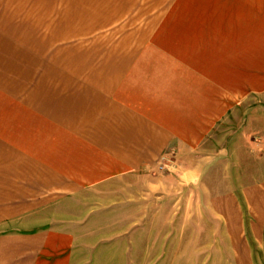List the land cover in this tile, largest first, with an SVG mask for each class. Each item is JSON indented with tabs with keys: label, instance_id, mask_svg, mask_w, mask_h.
I'll return each instance as SVG.
<instances>
[{
	"label": "crops",
	"instance_id": "obj_1",
	"mask_svg": "<svg viewBox=\"0 0 264 264\" xmlns=\"http://www.w3.org/2000/svg\"><path fill=\"white\" fill-rule=\"evenodd\" d=\"M136 217L134 264H264V0H0V264Z\"/></svg>",
	"mask_w": 264,
	"mask_h": 264
},
{
	"label": "rangeland",
	"instance_id": "obj_2",
	"mask_svg": "<svg viewBox=\"0 0 264 264\" xmlns=\"http://www.w3.org/2000/svg\"><path fill=\"white\" fill-rule=\"evenodd\" d=\"M197 156L199 154H196ZM169 158V159H168ZM166 157L162 160V171L160 176H168L171 173L174 174L176 177V170L177 165L175 163L177 162V157L174 156L172 159L175 161L172 162L171 157ZM181 162H178L179 165ZM168 165L169 167H166ZM172 168L175 169V171H172ZM166 186H164L165 188ZM166 190V189H164ZM184 193V192H182ZM169 196L166 197L162 201V208H169L170 207V200ZM138 218H134L128 223L124 224V230L123 232L118 235L117 237L110 239V240H101L100 238L106 237L108 234L107 232L101 233L99 239L100 243L98 245L97 253L94 255V258L97 259L95 262L96 264H122L123 258L125 260H129V263L134 264V260L139 256V231L144 229L146 226L143 224V227L140 229L141 225L138 223ZM147 226H149V221L147 219ZM110 236L113 234L109 233ZM155 236L148 233L145 237V240H147L148 243L151 241H154ZM143 240L145 243L146 241ZM109 259V261H107ZM164 261H162L163 263ZM156 264H159L156 263Z\"/></svg>",
	"mask_w": 264,
	"mask_h": 264
}]
</instances>
